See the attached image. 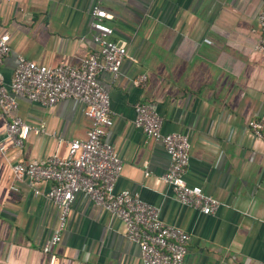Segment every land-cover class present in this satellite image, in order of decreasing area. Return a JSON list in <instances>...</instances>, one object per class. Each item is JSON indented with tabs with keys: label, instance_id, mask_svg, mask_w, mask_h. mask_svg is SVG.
<instances>
[{
	"label": "crops",
	"instance_id": "0c3cea01",
	"mask_svg": "<svg viewBox=\"0 0 264 264\" xmlns=\"http://www.w3.org/2000/svg\"><path fill=\"white\" fill-rule=\"evenodd\" d=\"M94 5L106 10L112 38L128 53L117 78L99 76L113 119L104 138L123 163L116 189L130 190L156 206L164 222L190 234L185 264H264V141L247 128L249 118L264 119V54L253 49L264 0H1L0 33L10 36L0 65L4 82L20 55L78 66L97 47ZM141 74L146 82L135 86ZM136 103L154 107L163 133L188 136L185 179L223 203L214 213L183 205L160 180L169 156L160 140L134 126ZM84 110L71 99L45 107L18 98L16 111L0 113V139L8 146L0 153V264H49L42 247L58 211L34 193L49 183L16 181L11 166L62 153L71 139L85 137ZM12 115L43 130L14 147L5 130ZM53 254V264H142L122 222L82 194Z\"/></svg>",
	"mask_w": 264,
	"mask_h": 264
},
{
	"label": "built area",
	"instance_id": "2783aa9c",
	"mask_svg": "<svg viewBox=\"0 0 264 264\" xmlns=\"http://www.w3.org/2000/svg\"><path fill=\"white\" fill-rule=\"evenodd\" d=\"M90 16L92 37L97 47L84 56L78 66L68 62L47 65L20 55L8 84L0 72V113L7 115L16 111L18 98L45 107L71 99L85 106L84 115L90 121L85 137L71 139L64 152L56 150L40 160L14 162L11 166L13 178L27 180L30 185L49 183L45 192L34 189L35 194H44L58 211L56 225L42 247V251L50 256L49 264H53V250L61 241L71 205L79 194L122 222L126 238L139 247L142 264H185L190 234L164 222L156 206L130 190L116 189L123 163L118 151L104 138L113 119L109 93L100 85L99 76L102 72H110L117 78L128 53L123 44L112 38L113 28L106 23V10L94 5ZM257 20L261 36L253 49L264 54V6ZM9 41L8 33H0V65L10 51ZM145 82L144 74L132 80L135 86ZM134 111V126L146 138L160 140L169 156V166L160 180L172 188L183 205L196 208L202 214L214 213L223 203L185 179L190 151L188 136L178 131L163 133L162 117L149 103H136ZM247 128L264 141L263 118H249ZM5 130L11 145L20 148L30 132H39L43 128L12 115ZM7 148L0 139V153ZM11 188L17 189L14 185Z\"/></svg>",
	"mask_w": 264,
	"mask_h": 264
}]
</instances>
